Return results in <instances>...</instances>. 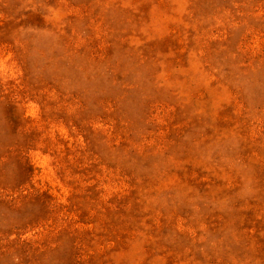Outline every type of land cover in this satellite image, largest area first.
<instances>
[{"label":"rangeland","instance_id":"374dc122","mask_svg":"<svg viewBox=\"0 0 264 264\" xmlns=\"http://www.w3.org/2000/svg\"><path fill=\"white\" fill-rule=\"evenodd\" d=\"M0 264H264V0H0Z\"/></svg>","mask_w":264,"mask_h":264}]
</instances>
